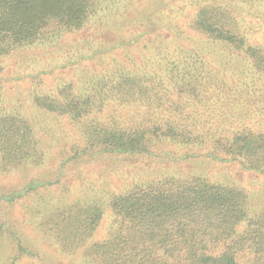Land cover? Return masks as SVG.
<instances>
[{
	"label": "trees",
	"instance_id": "obj_1",
	"mask_svg": "<svg viewBox=\"0 0 264 264\" xmlns=\"http://www.w3.org/2000/svg\"><path fill=\"white\" fill-rule=\"evenodd\" d=\"M103 2L0 0V57L56 33L81 30ZM248 2L264 6V0ZM237 8L205 3L197 8L187 26L190 46L178 43L175 38H179V32H173L172 51L180 50L186 56L170 61L168 81L119 74L92 83L95 85L86 94L74 90L73 83L62 87L58 96L35 94L38 109L68 117L79 125L80 140L63 156L59 175L35 176L25 184L0 190V204L18 205L39 190L60 183L68 165L97 156L165 158L170 154L164 143L181 148L179 158L184 160L203 157L221 163L238 162L244 170L264 174V132L239 121L238 127L226 134L228 125L209 120L200 123V108H193L189 116L185 113L186 105L197 108L201 103L202 108L211 90L218 88L219 79L211 75L206 53L219 52L221 57L224 52L238 53L252 75L246 78L254 84L264 83V48L251 43L252 22L244 24L242 20L248 19L240 17ZM183 34L187 36L185 31ZM236 73L246 75L245 70ZM221 81L226 85L229 77L223 76ZM109 99L118 100L126 118L100 116ZM35 130L29 118L7 113L0 105L2 171L28 169L39 158L43 161ZM110 198L106 204L90 201L89 197L72 202L46 198L38 206L44 212L41 225L63 251L82 253L88 264H264V210L251 212L243 188L211 181L205 175H168L115 192ZM106 207L114 218L108 233L104 239L91 240L99 231ZM2 216L0 210V240L7 232V241L15 242L19 255L13 257L14 261L23 254H35L28 236L10 228Z\"/></svg>",
	"mask_w": 264,
	"mask_h": 264
},
{
	"label": "rangeland",
	"instance_id": "obj_2",
	"mask_svg": "<svg viewBox=\"0 0 264 264\" xmlns=\"http://www.w3.org/2000/svg\"><path fill=\"white\" fill-rule=\"evenodd\" d=\"M248 1L104 0L81 30L62 31L48 40L19 47L1 56L0 105L7 113L22 115L35 124V137L39 140L43 161L40 162L42 158L34 160L37 163L29 164L28 169H0V190L25 184L35 176L53 178L59 175L58 168L63 156L69 154L74 143L80 140L79 125L68 117L38 109L34 102L35 94L58 96L60 89L70 83L74 84V90L86 94L95 85L92 83L119 74L140 75L146 80L151 77L164 78L168 81L170 61L173 58L181 61L186 56L180 54V50L172 51L171 35L178 31L176 41L190 46L192 39L187 34V26L195 10L204 3L211 6L237 5L240 17L243 15L248 19L242 18V22H252L251 43L264 48V6H256ZM146 11H150V15L144 14ZM184 31L187 36L183 34ZM248 34L251 35L250 31ZM206 54L210 57L211 75L219 79L218 88L212 89L205 97L202 108L201 103L197 108L186 105V116L193 108H200L198 121L209 120L214 124L228 125L226 134L236 129L239 121L255 131L264 132V83L259 81L254 84L246 78L252 75L238 53L224 52L223 57L219 52L214 54V51ZM243 70L246 75L236 73H243ZM223 76L229 77L226 85L221 81ZM246 81L247 84H244ZM212 93L214 95L210 99ZM117 102L114 99L106 100L100 116L108 119L123 115V119L126 118L123 106ZM202 109L206 111L204 114ZM241 115H244L243 119ZM213 128L217 127L213 125ZM163 148L170 154L165 158L162 155L150 159L147 156L107 154L77 165L70 164L60 183L39 190L18 205L2 202L0 210L3 221L10 228L28 236L26 238L35 254H23L14 261L13 257L19 252L15 251V242L7 241L6 232V237L0 240V264H88L82 253L65 252L46 235L41 225L44 212L38 209L46 198L48 201L64 198L72 202L89 197L90 201L106 204L113 193L127 191L136 184L168 175H205L211 181L243 188L248 193L251 212L264 210L263 173L244 170L238 162L221 163L203 157L184 160L179 158L181 148L174 144L164 143ZM105 209L99 231L91 240L104 239L108 233V225L114 218L110 208ZM80 248L78 250L82 251L83 248Z\"/></svg>",
	"mask_w": 264,
	"mask_h": 264
}]
</instances>
